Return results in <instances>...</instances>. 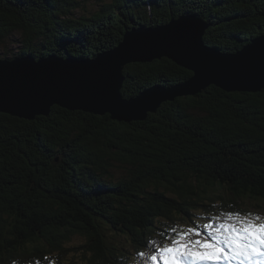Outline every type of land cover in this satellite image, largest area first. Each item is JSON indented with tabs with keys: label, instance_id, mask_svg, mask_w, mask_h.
I'll return each instance as SVG.
<instances>
[{
	"label": "trees",
	"instance_id": "trees-1",
	"mask_svg": "<svg viewBox=\"0 0 264 264\" xmlns=\"http://www.w3.org/2000/svg\"><path fill=\"white\" fill-rule=\"evenodd\" d=\"M24 1L0 0V38L20 26L19 55L37 58L94 57L129 28L183 13H200L211 24L205 43L223 51L264 33V0H108L88 21L73 0ZM192 75L166 57L129 64L122 92ZM114 161L125 168L118 179L106 177ZM238 200L264 202V89L212 85L131 122L58 105L33 120L0 114V264H127L126 242L160 240L159 221Z\"/></svg>",
	"mask_w": 264,
	"mask_h": 264
},
{
	"label": "water",
	"instance_id": "water-1",
	"mask_svg": "<svg viewBox=\"0 0 264 264\" xmlns=\"http://www.w3.org/2000/svg\"><path fill=\"white\" fill-rule=\"evenodd\" d=\"M209 27L200 13H187L163 25L134 27L115 48L94 57L0 60V111L32 118L57 104L99 115L111 112L114 120L131 122L144 119L164 100L202 93L211 85L225 92L264 88V33L228 52L205 43ZM165 57L190 68L192 77L173 85L156 83L124 98L125 67Z\"/></svg>",
	"mask_w": 264,
	"mask_h": 264
},
{
	"label": "snow or ice",
	"instance_id": "snow-or-ice-1",
	"mask_svg": "<svg viewBox=\"0 0 264 264\" xmlns=\"http://www.w3.org/2000/svg\"><path fill=\"white\" fill-rule=\"evenodd\" d=\"M203 229L180 231L147 259L151 264H264V216L229 211Z\"/></svg>",
	"mask_w": 264,
	"mask_h": 264
},
{
	"label": "rangeland",
	"instance_id": "rangeland-1",
	"mask_svg": "<svg viewBox=\"0 0 264 264\" xmlns=\"http://www.w3.org/2000/svg\"><path fill=\"white\" fill-rule=\"evenodd\" d=\"M73 1L75 3L74 5H76V7L73 9V12L78 17L82 16V17L85 18V20L88 21L89 19L86 18L88 16V14L90 12L96 11L99 8L100 4H102L104 1H108V0H78V1L77 0H73ZM23 2H24L23 3L24 5L27 3L24 0H23ZM39 5H40L39 8L42 7L41 4H39ZM171 6L172 5L168 4V8L167 9H170ZM38 10L41 11L40 9H38ZM183 15H186V13H183V14H180V15L179 14L178 15H173L174 17L171 16L170 17L171 19H169V20L175 19V18L183 16ZM66 18L68 19V21H70L71 18L75 20V18L72 17V16L71 17H67L66 16ZM85 20L83 18H81V21H85ZM169 20H167V21H169ZM142 25L143 24H140L138 26H142ZM208 29L209 28H207L206 32L208 31ZM130 30H131V28L128 29V32ZM23 32H24L23 29L20 28V26H17V27H15V29L10 30L7 34H5L4 36H2L0 38V60L17 59V58H21V57H29L30 55L35 56L34 52H29V53H26V54L19 55L20 50H22L23 47H24L23 42H25V40H26L25 37H24V33ZM206 32L203 35V40H204V36H205ZM124 35H125V33L123 34V37H124ZM38 41H40V39H38ZM113 48H115V47H113ZM107 51H109V50H107ZM228 52H234V51H228ZM102 53L103 52H100L98 54H102ZM66 54H67L66 56H62V55L60 56V55H58L56 53H50L47 56L75 57V55L73 56V55H69L68 53H66ZM76 57H87V56L78 55ZM154 60H157V59H154ZM172 61L177 66L190 70V68L177 63V61H175V60H172ZM135 63H141V62H133V63L131 62L130 64H135ZM135 67H137V66H135ZM262 89H264V88H262ZM261 90H256V92L257 91H261ZM205 91H206V89H205ZM120 92L122 93L124 98H131V97H126L123 94L122 90ZM233 92H238V91H233ZM137 95L133 96L132 98L137 97ZM181 96H185V95L177 96L175 99H177V98H179ZM165 102H167V101L164 100V101L160 102L158 104V107H156L155 111H150L144 119H132L131 121L146 120L149 117V114L157 112L158 109L161 107V105L164 104ZM56 105L57 104H54L51 107V110H50V112H48V114H46V113L44 114L43 113V115L49 117L52 114L53 107L56 106ZM62 108H64V107H62ZM71 111H74V110H71ZM88 111L84 110V112H88ZM0 114H8V115H11V116H14V117H18V118H26L28 120H33V119L37 118L38 115H42V114H36L32 118H27V117H20L18 115L11 114V113H9V111H7V112L6 111H0ZM106 114H109L110 118H113V117H111V112H106V111L101 116H105ZM97 115H99V114H97ZM9 143L12 146V144H14L15 142L12 140V141H9ZM58 159H59V157L56 158V160H58ZM124 172H125V168L122 166V164L120 162H118V161H114L113 165L110 167V173L111 174L110 175H106V177L110 178V179H115V178L118 179L120 176H122L124 174ZM247 205H248V201L242 202V200H238L236 202L237 208H234V209H222V208H219L217 206V204H216L215 209H211L208 206L200 207L199 209H196L194 212H192L190 219H187L186 217H185V219H183L181 217L174 216L172 219H164L163 221H159L157 223V227L154 230V234L156 236H159L160 240H156L155 242L152 239L149 240L148 247H145V246H143L141 244L136 246L133 243L126 242L127 252L129 253L128 254L129 257L127 259V264H151L150 260L147 259V256L151 255L152 252L157 247H161L165 243H170L171 240L174 239L180 231H182V230H184L186 228H189V227L197 228L199 231H201V233H203L204 232L203 224L209 222L212 219V217L222 215L223 213H226V212H229V211H239L241 213H253V214H258V215L264 216V202H259V203L253 202L252 203V207L246 209ZM174 229H175V231H174ZM120 239L124 240V237H120ZM151 244L154 245L153 246V251L149 252L146 249L152 247V246H150ZM141 253H145L146 255L142 256V255H140Z\"/></svg>",
	"mask_w": 264,
	"mask_h": 264
},
{
	"label": "bare ground",
	"instance_id": "bare-ground-1",
	"mask_svg": "<svg viewBox=\"0 0 264 264\" xmlns=\"http://www.w3.org/2000/svg\"><path fill=\"white\" fill-rule=\"evenodd\" d=\"M203 17V16H202ZM58 54V53H57ZM7 60H9V59H7Z\"/></svg>",
	"mask_w": 264,
	"mask_h": 264
}]
</instances>
